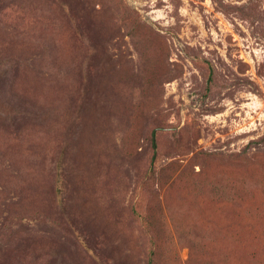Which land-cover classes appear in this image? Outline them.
I'll return each instance as SVG.
<instances>
[{
	"label": "rangeland",
	"instance_id": "rangeland-1",
	"mask_svg": "<svg viewBox=\"0 0 264 264\" xmlns=\"http://www.w3.org/2000/svg\"><path fill=\"white\" fill-rule=\"evenodd\" d=\"M151 248L264 264V0H0V264Z\"/></svg>",
	"mask_w": 264,
	"mask_h": 264
},
{
	"label": "trees",
	"instance_id": "trees-1",
	"mask_svg": "<svg viewBox=\"0 0 264 264\" xmlns=\"http://www.w3.org/2000/svg\"><path fill=\"white\" fill-rule=\"evenodd\" d=\"M211 76H212V73H210V77ZM151 140H152V145H153L154 150H157V131L153 132ZM150 171H151V174H153L154 165H151ZM154 251L155 249L151 248V256L149 258L148 264H155V258H154L155 252Z\"/></svg>",
	"mask_w": 264,
	"mask_h": 264
}]
</instances>
